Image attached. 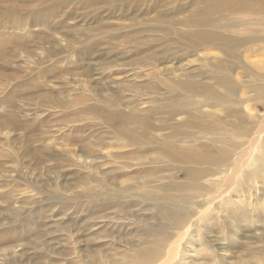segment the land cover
I'll return each mask as SVG.
<instances>
[{
  "label": "rangeland",
  "instance_id": "obj_1",
  "mask_svg": "<svg viewBox=\"0 0 264 264\" xmlns=\"http://www.w3.org/2000/svg\"><path fill=\"white\" fill-rule=\"evenodd\" d=\"M22 1L18 3L26 2ZM58 1L62 5V17L56 20L60 21L59 24L62 22L63 27L53 31L50 29L46 38L53 36L71 47L59 51L63 48L62 42L59 47L52 46V58L45 53V49L50 47L43 43L42 54V49L37 45L36 30L46 29L35 26L30 28L34 36L31 40L35 39L32 48L28 47L30 59L26 60L22 53L27 52V48L23 51L13 48L19 54V59L9 61L7 67H0V115L5 118L15 116L13 120L20 123L31 119L36 121L32 126L18 123V126L9 130L0 129V252L6 249L10 253L15 251L8 261H0V264H87L95 253L110 264L129 252L128 246H134L140 241L144 243L143 236H140L144 224L146 226L151 223L159 228L166 222L163 219L164 213L172 209L181 211L182 208L178 206L167 209L169 204L165 203L151 208L150 204L142 201L148 199V196L135 198L140 195L138 193H143L140 184L143 182L141 175L144 174L137 177L136 171L145 167L151 168L150 172L156 171L157 167L153 166L161 165L165 157L156 148V155L133 152V145H127L117 135L109 136V124L104 122L102 112H88L85 107H99L95 94L103 95L113 104L119 95H150L151 90H147L149 88L138 87V84L151 81L148 75L152 73V68L160 70L156 82L164 79L162 74L165 71H172L173 77L169 78L175 84L184 82V74L193 76L198 84L213 85V80L206 77V74L217 70L219 63L217 67L215 63L222 56V51L208 43L200 49H190L189 44L175 33L183 25H170L171 21L186 19L188 8H202L205 0H155L154 3L158 5L154 9L149 6L154 0H144L145 3L139 0H95L90 6L86 0ZM134 2L140 3L139 9L135 11L131 8ZM188 2L191 3L189 7ZM228 16L225 14L219 19ZM231 17L234 18L230 22L236 24V28H218L222 34L241 38L260 32L259 35L264 36V13H236L231 14ZM156 22H159L158 25ZM166 28L174 32L166 34ZM5 30V35L0 37V47H11L25 33L24 30ZM93 42L99 44L94 46L87 59L83 47ZM250 44L238 45L234 49L238 52L235 61L239 67L232 74L242 88L235 89L231 95H257L253 91L247 92L246 84L261 82V79L254 76L258 68L264 69V54L261 53L264 40L254 43L255 51L246 55L245 47ZM149 50L154 51L155 55L149 54ZM162 53L169 58L157 57ZM153 55L157 59L153 60ZM40 59L45 62L39 67ZM17 66H21L22 74L29 71L25 76L29 80L24 81L19 88L12 79L7 80V83L2 80L12 72L11 68ZM38 68L42 69L41 72L45 69L48 72L41 76L30 73V70ZM248 70L251 71L250 75L247 74ZM84 71L85 75L82 74ZM259 72L263 73L264 70ZM116 83L117 86L123 84L125 90L120 91ZM17 95H30L31 98L45 95L59 104L49 106L43 102L41 106L42 101L36 97L28 103H19L22 112L18 113L14 108L18 103ZM152 95H168L166 85H158ZM174 95L186 94L180 86ZM73 97L75 99L70 102ZM139 102L136 101V104ZM61 103L72 106L67 109L60 107ZM252 108L256 114L255 121L264 118V107ZM164 118V111L161 110L150 120L154 124H162L164 122L160 120ZM40 121L45 124L48 122L47 127H42L43 130H49L51 135L41 132V138L39 127L35 126ZM77 135L84 136L87 143L94 144L95 141L96 146H99L95 147L97 152L90 154V157L83 155L81 159L74 160L79 153L78 142L70 143L67 137L70 139ZM49 143L51 145L46 146ZM73 151L77 152L73 155ZM118 152L127 153L121 157ZM155 156L162 159V162L150 163V159ZM177 166L174 170L156 172L155 175H164L160 181L147 178L150 179L151 191L143 194L150 196L154 193L156 197L165 195L161 186L155 189L159 183L166 184L170 180L165 178L164 172L173 174L172 183L183 182L185 176L182 172L187 168L181 164ZM107 184L124 186L122 189L129 196L110 195L109 202L95 201L93 194L100 193V186ZM173 192L179 195L178 191ZM108 193L114 194V191L109 190ZM256 199L253 195L248 197L243 202L246 204L241 212L233 207L221 206L213 213L214 219L208 223L202 220L199 222L192 239L199 251V261L203 264H213L214 259L218 260V264H264V185ZM190 254L193 256L192 252Z\"/></svg>",
  "mask_w": 264,
  "mask_h": 264
},
{
  "label": "bare ground",
  "instance_id": "obj_2",
  "mask_svg": "<svg viewBox=\"0 0 264 264\" xmlns=\"http://www.w3.org/2000/svg\"><path fill=\"white\" fill-rule=\"evenodd\" d=\"M25 1L26 2L23 4H19L23 1L0 0V29H2V31L0 30V37L5 35L3 32L6 33L5 29L8 30V28L25 31L23 36L19 37V41H15L11 47H0V67H7L9 61H16L19 59V54L16 53V50H12L13 48H19L20 51L27 48V52L23 51L22 53L25 54L26 60L30 59L31 52H28V47L30 48L31 46L32 48L31 44L35 40H31L33 39L32 37H34L32 34L33 32L30 31L32 27L41 26L46 29L36 30L38 36L37 45L38 48L40 47V49H42V54H44L43 43H47L50 47L45 49V53L48 57L52 58L54 56L52 54V46L59 47L63 43V41H58L53 36H49L48 39L46 38L50 29L53 31L56 28L63 27V23L61 22L59 24L58 22L60 21L56 20L58 17H62L60 15L62 11L60 10L62 8L61 3L58 0ZM103 1L107 2L108 0ZM139 1H142V3L146 2L144 0ZM94 2L95 0H86L89 6ZM154 2L155 0L151 1L149 4L152 9L156 8L158 5V3L156 4ZM187 4V7L191 5L190 2ZM139 5V2H134L131 5L132 10H138ZM158 11L160 12V10ZM236 13H264V1L205 0L202 8H188L186 19L180 22H170V25L176 23H181L183 25V28L178 29L175 33L189 44L190 49H200L204 47V44L208 43L213 46V48L222 51L221 58L215 63V67H217L219 63L217 70L212 74H206V77L213 80V85L204 86L198 84L193 79V76L189 77L184 74V82L175 84V82H172L169 78V76L173 77L171 75L172 71H165L166 73L163 74L161 72L165 77L156 82V77L159 75L158 73H160V70L151 67L152 73L148 75L151 81L144 84L142 83V85L138 84V87L149 88L147 90H151L150 95L146 97L143 95H128L127 97L119 95L118 99L113 104L111 100H108L103 95L95 94L98 97L97 101L100 108L91 105L85 107L88 112H102L101 114L105 120L104 122L109 124V136L117 135L120 139H123L127 145H133V152H148V154L153 153V155H156L154 154V148H156L159 154L165 157L164 159L166 160L163 161L161 165L153 166L154 168L157 167L158 170L156 171L150 172L149 169L151 168L147 167L141 168L138 172L136 171L135 174L137 177L139 174L144 173L141 175L143 182L141 181L142 184H140L143 187L141 188L143 193H150L151 191L150 181L148 180L157 179L160 181L164 179V175H155L159 170H174L179 164L187 168L182 172L185 176L184 181L178 183H172L173 174H170L171 172H164L165 178H169L170 180L167 181L166 184L159 183L155 186V189L157 190L159 186H161L164 192H166L165 195L156 197L154 193H151L149 196L140 192L138 193L140 195L135 196V198L148 196V199H143L142 201L150 204L149 206H151V208L160 205V203H165L169 204L167 209H172L177 206L182 209L181 211L172 209L171 212L168 211V213H164L163 219L166 222L159 228L154 227L151 223L146 224V226L144 224L140 233V236L142 235V238L145 240L144 243L139 240L140 243L134 246H128V250L130 251L124 253L110 264H203L197 258L199 256V251L192 241L195 236V231L197 232L199 222L202 220L208 223L211 219H214L215 215L213 213L216 209H220L221 206L225 208L233 207L238 212H241L240 210L243 211L246 204L243 202L247 200L248 197H252V195L255 200H257V193L263 189L264 118L255 121L254 118H256V114L252 112V107H264V72H259V70L264 69L262 67H257L259 70L257 71V75L254 76L258 80L261 79L259 80L261 82L246 84L247 92L253 91L256 92L257 95H245V98L244 95H231V93H235L234 90L237 88H242L241 84L237 82L235 76L232 74L236 72V67H239L236 65L235 61L238 58V52L234 50L235 47L238 45H246L250 42L251 44L245 47V51L246 55H251V53L255 51L254 43L257 44L263 41L264 36L262 37L259 35L260 32L241 38L222 34L218 28H236V24L230 22L234 18L231 17V14L234 15ZM67 14H69V12L66 13V15ZM225 14H228L230 17H224V19L220 20L219 17H223ZM158 23L159 22H156L157 25ZM146 30L149 31L147 28ZM173 32L171 28H166V34ZM249 32L251 33V31ZM249 32H245V34H249ZM77 42L80 43L79 41ZM98 44V42H93L92 45L83 47V52L86 53L87 59L94 50V46H98ZM70 47V44L63 43V48H60L59 51L69 49ZM148 53H153L155 55L152 50H149ZM261 53L264 54V50H261ZM154 55L152 56L153 60L155 58L157 59L159 56L169 58L165 53L159 54L157 57ZM57 59L58 57L54 60ZM44 62V59H40V61H38L39 67ZM253 63L254 62H250L251 65ZM20 67L11 68L10 71L12 72H9L2 80L6 82L12 79L15 81L14 83L17 88L21 87L24 81H27L28 78H25V76L29 71L22 74V72H20ZM42 69L38 68L35 71L30 70V73L41 76L48 72L47 69L41 72ZM85 73L86 71L82 72L83 75H85ZM250 73L251 71L248 70L247 74L250 75ZM161 84L166 85L168 95H152L156 92L157 86ZM115 85L117 86V83ZM120 85L121 86H117V88L119 87L120 91H124V85ZM180 86L186 95H174L176 93V88H180ZM217 89L218 92H216ZM26 96L27 95L16 96L18 103L15 104L14 108L17 109L18 113L22 112V106H20L19 103L21 104L24 101L28 103L29 100L36 97L42 101L40 104L41 106L43 102H46L49 106H56V104H59V102H55L53 98L45 95H37L32 98L29 97L30 95L27 96L28 98H25ZM107 96L111 95L108 94ZM74 99L73 97L69 101L72 102ZM136 101H140L138 105ZM256 103L258 105H256ZM71 106L72 104L69 106L64 103L60 104V107H66L67 109H70ZM161 110L164 111L165 118L160 121L164 123H152L150 120L152 116ZM61 112L64 113L65 110H61ZM0 117H2V115H0ZM14 117H2L0 120V129L9 130V128L20 123L17 120H13ZM35 122L34 119H31V121H25L20 124H23V126H32ZM101 122L104 123L103 121ZM46 124L44 121H40L35 125L39 127L41 138L42 134L51 135L49 130H43ZM72 129L76 130V128ZM67 139L70 143L78 142L79 153L74 160L81 159L83 155L90 157V154H95L97 152L95 147H99L98 145L96 146V142L93 141L94 139L92 140L94 144L84 141V136L79 137L77 135L70 139L67 137ZM105 143L106 142H104V144ZM49 145L51 144L49 143L46 146ZM44 148L47 150L49 149L48 147ZM25 151L27 150L25 149ZM74 152L75 151H73V155ZM125 153L118 152L117 154L121 157H125ZM161 160L162 159L155 156L150 159V163H160L162 162ZM99 184L101 183L99 182ZM120 188L122 189L125 187H116L113 184H107V186L101 185L100 193L93 194V197L95 201L97 200L99 203H103L111 199L109 197L110 195L114 197L118 195L129 196L125 194V189L123 191V189L120 190ZM109 190H113L114 194L108 193ZM169 190L172 192H169ZM173 191H178L179 195H175ZM180 196H182V199ZM151 235L152 238L150 237ZM141 243L142 245L140 246ZM3 251L4 252H0V261L6 262L15 254L14 250L13 253H10L8 249ZM209 251H211V249H209ZM191 252L193 256L190 254ZM88 261L87 264H108L107 261L96 253L94 257ZM46 264H48V262ZM213 264H218V260L215 261L214 259Z\"/></svg>",
  "mask_w": 264,
  "mask_h": 264
}]
</instances>
